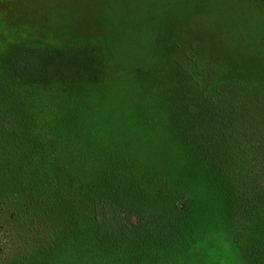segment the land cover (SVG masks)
<instances>
[{
    "label": "trees",
    "instance_id": "trees-1",
    "mask_svg": "<svg viewBox=\"0 0 264 264\" xmlns=\"http://www.w3.org/2000/svg\"><path fill=\"white\" fill-rule=\"evenodd\" d=\"M194 43L205 68L178 45L150 54L135 89L116 91L97 37L0 44V114L38 147L51 215L63 220L51 225V264H187L225 215L255 213L253 264L264 259V78ZM167 71L181 76L178 90H166ZM127 89L124 104L111 97ZM159 94L175 101L170 114ZM102 212L115 218L109 228ZM239 227L236 237L251 228Z\"/></svg>",
    "mask_w": 264,
    "mask_h": 264
},
{
    "label": "rangeland",
    "instance_id": "rangeland-1",
    "mask_svg": "<svg viewBox=\"0 0 264 264\" xmlns=\"http://www.w3.org/2000/svg\"><path fill=\"white\" fill-rule=\"evenodd\" d=\"M185 25L192 28L187 33ZM36 33L101 39L108 52L105 68L119 81L111 91L122 84L135 89L147 76L142 68L153 62V52L178 45L191 48L196 66L205 68L208 61L197 59L195 40L264 78V0H0V44ZM164 57L177 66L174 57ZM166 76V90H178L181 76L169 71ZM128 89L111 97L118 103L128 97ZM157 104L160 112L170 114L175 101L159 94ZM9 116L0 114V264H51V225L58 230L63 220L51 215V178L38 165V147L25 131L7 123ZM233 215H225L228 226L209 231L185 263L253 264L254 225L263 215ZM100 219L105 228L115 221L107 212ZM240 224L251 228L236 237ZM257 245H264V238Z\"/></svg>",
    "mask_w": 264,
    "mask_h": 264
}]
</instances>
